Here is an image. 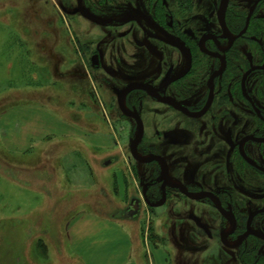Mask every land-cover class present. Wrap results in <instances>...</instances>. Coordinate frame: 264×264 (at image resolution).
I'll list each match as a JSON object with an SVG mask.
<instances>
[{"label": "rangeland", "instance_id": "obj_1", "mask_svg": "<svg viewBox=\"0 0 264 264\" xmlns=\"http://www.w3.org/2000/svg\"><path fill=\"white\" fill-rule=\"evenodd\" d=\"M120 2L85 0L84 9L97 20L114 24L134 12L129 6L128 14L123 15ZM145 27L144 37L135 32L128 41H122L119 33L110 37L113 26L102 28L85 20L78 11L77 0H0V123L14 109L47 107L56 111L57 116L68 118L65 121L81 129L79 133L90 134L95 143L91 147L83 141L51 136L34 142L30 152L18 155L3 146L7 132L0 131V264H72L69 260L75 257L84 264L73 251L68 235L73 219L82 212L111 218L121 232H126L134 243L136 264H150L142 244L146 234L150 243L174 260L173 264H236L233 257L237 252L225 249L222 244L201 249L203 242L209 244L203 231L188 217L173 222L167 207H145L133 219L127 214L131 198L141 192L140 182L142 178L148 180L151 170L131 155L135 128L121 117L118 93L134 81L158 80L173 63L176 73L187 66L186 56L181 52L175 53L172 62L161 60L162 51L160 61L152 60L146 52L149 44L146 37L152 33ZM76 42L80 49L90 48L89 56L91 51L101 53L104 60L96 61L95 65L89 62L92 57L86 60L92 74L90 82L76 79L60 82L62 74L83 71L76 56ZM139 45L142 49L138 52ZM81 53L85 56L82 49ZM136 53L144 57L133 60ZM115 58L121 59L113 61ZM206 91V88L199 90L190 102L202 100ZM147 105L150 118L152 105L150 102ZM109 161L113 162L111 168L106 167ZM219 170L214 165L206 179L201 176L198 179L211 185L223 175L222 181L228 185L230 172L227 173V168L222 173ZM186 176L190 182L196 180L194 171ZM120 183L131 184L135 191L121 190ZM240 192L246 226L251 214L264 209V201L257 202L264 192L258 189L245 195L243 188ZM186 203L180 210L189 208L197 214L205 208L211 211V217L202 218L214 233L224 224L210 202ZM175 213L186 216L180 211ZM173 225L175 232L171 230ZM254 226L264 229V215L253 219ZM189 230L196 233L189 237ZM189 239L201 250L194 253L179 247L188 244ZM120 240L117 244L125 247L126 240ZM247 244L254 245L252 240Z\"/></svg>", "mask_w": 264, "mask_h": 264}, {"label": "flooded vegetation", "instance_id": "obj_2", "mask_svg": "<svg viewBox=\"0 0 264 264\" xmlns=\"http://www.w3.org/2000/svg\"><path fill=\"white\" fill-rule=\"evenodd\" d=\"M207 1L209 3L203 5L201 0H121L123 15L128 14L129 6L134 9L133 14L122 22L103 23L92 15L99 21L97 24L83 18L102 28L113 26L110 37L115 38L119 33L122 41H128L135 32L144 37L146 26L145 29L149 28L152 33L146 37V42H149L146 52L152 60L160 61L161 51L164 56L162 61L172 62L176 52L185 54L187 60V66L179 73H176L173 63L158 80L134 81L118 93V109L121 117L133 124L135 140L141 131L139 122L142 124L143 137L138 154L143 158H154L151 163L139 162L151 170V175L148 180L142 178V190L131 198L128 216L133 219L140 215L143 208L151 207L146 200L152 205L164 201L161 207L156 208L167 207L173 222L188 217L203 231L209 244L203 242L201 249L222 244L225 249L237 252L233 257L236 264H243L244 261L246 264H264V247L258 245L264 246V240L254 235L244 238L252 231L264 234V229L253 227V219L264 215V209L247 217L245 226L241 207L243 193L240 192L242 188L246 190L245 195L258 189L264 192V0H228L226 7L225 0ZM114 2L106 0L108 4ZM118 27L121 29L118 30ZM81 49L77 44L76 56L84 67L83 71L62 74L60 82L92 80L86 60L92 57L89 62L95 65L96 61L100 63L104 60V55L91 51L89 56L88 46ZM141 49V45L136 47L138 52ZM142 55L136 53L137 57L133 60ZM183 74L176 81H166ZM132 85L146 86L153 93L150 95L145 90L134 89L126 95L125 109L134 117L123 113L119 105V94ZM202 88L207 90L205 96L192 104L190 100ZM149 102L152 105L150 118L145 108H149ZM112 163L109 161L106 167L111 168ZM214 165L219 166L220 173L224 168H227V173L230 172L232 177L228 179V185L222 181L223 175L215 184L209 185L205 180L200 182L198 176L206 179ZM192 171L196 174L194 182L186 176ZM131 187L126 183L125 192L134 190ZM183 189L198 197L204 194L211 197L194 200L187 197ZM188 201L196 204L210 202L224 224L219 225L214 233L212 226L202 218L211 217L210 210L205 208L198 214L189 208L180 210L181 205ZM262 201L264 195L257 199L258 203ZM178 211L186 216L175 213ZM172 227L173 232L177 231L175 225ZM193 233L196 232L187 231L189 237ZM223 234H230L226 239L228 245L237 246L231 248L225 245ZM249 240L254 245H245ZM187 243L179 247L194 253L201 250L192 240H187Z\"/></svg>", "mask_w": 264, "mask_h": 264}, {"label": "crops", "instance_id": "obj_3", "mask_svg": "<svg viewBox=\"0 0 264 264\" xmlns=\"http://www.w3.org/2000/svg\"><path fill=\"white\" fill-rule=\"evenodd\" d=\"M2 120L0 131L7 132L2 140L3 146L9 152L18 155L30 152L34 142L43 141L51 136L63 140L83 141L88 146L95 147L90 134L79 133L81 129L57 116L47 107L17 108ZM120 184V189L125 190V184ZM117 226L111 218L87 212L79 213L68 231L73 251L84 264H136L133 262L134 243L130 241V236L124 231L121 232ZM120 238L126 240L125 247L117 244L121 241ZM142 244L145 246L150 264L174 263L165 251L150 243L147 234Z\"/></svg>", "mask_w": 264, "mask_h": 264}, {"label": "water", "instance_id": "obj_4", "mask_svg": "<svg viewBox=\"0 0 264 264\" xmlns=\"http://www.w3.org/2000/svg\"><path fill=\"white\" fill-rule=\"evenodd\" d=\"M227 2H228V0H225V3H224L225 7H226V5H227ZM78 11H79V13L82 15V17H84L85 19H87V20H89V21H91V22H93V23H97V24H99V21H97L92 15H90L87 11H85V9L83 8V0H78ZM184 75H185V74H183V75H181V76H179V77H176V78H167L166 81H168V82H170V81H171V82H172V81H176V80L182 78ZM134 89H142V90L147 91L150 95H153L152 91H151L149 88H147L146 86H142V85H132V86H128L126 89H124V90L119 94V105H120V107H121L123 113H125V114L128 115V116H132V117H134V115L129 114V113L127 112V110L125 109V106H124V98L126 97V95H127L130 91H132V90H134ZM173 103H174V102H173ZM174 105H175L177 108H180V106H179L178 104L174 103ZM140 123H141V122H139V126H140V128H141V131H140L139 135L137 136L136 140L131 144V148H130V150H131V155H132V157H133L136 161H138V162H140V163L147 164V163H151V162H153V161H154V158H153V157H152V158H143V157H141V156L138 154L137 149H138V146H139V144H140V142H141V140H142V137H143V128H142V124H140ZM166 173H167V172H166ZM166 180H168V179H166ZM168 184H169V183H168ZM181 188H182V187H181ZM183 190H184L185 194L187 195V197H189V198H191V199H194V200H198V199H200V198L211 197V195H209V194H204L202 197H198V196H195V195H193V194L187 192L185 189H183ZM164 195H165V196H164V199H165V198H166V192L164 193ZM146 202H147V204H148L149 206H151V207H155V208H156V207H161V206L164 204V201H163L162 203L158 204V205H152V204H151L150 202H148L147 200H146ZM219 210L223 213V210L221 209L220 206H219ZM250 232H251V231H250ZM229 235H230V234H223V236H222L223 243H224L225 245L231 247V248H235L237 245H236V246H231V245H228L227 242H226V239L228 238ZM249 235H254V236H256L257 238L264 240V234L259 233V232H256V231H252L251 234L248 232V233L244 236V238L248 237Z\"/></svg>", "mask_w": 264, "mask_h": 264}, {"label": "trees", "instance_id": "obj_5", "mask_svg": "<svg viewBox=\"0 0 264 264\" xmlns=\"http://www.w3.org/2000/svg\"><path fill=\"white\" fill-rule=\"evenodd\" d=\"M51 111H53L54 113H56V114H58L56 111H54L53 109H51ZM65 119H68V118H66L65 117ZM69 120V119H68ZM92 197V196H91ZM69 261H72V264H82L81 262H80V260L78 259H76V257L75 258H73V260H69ZM58 264H60L59 262H58Z\"/></svg>", "mask_w": 264, "mask_h": 264}]
</instances>
